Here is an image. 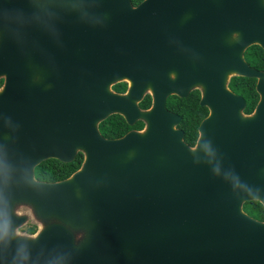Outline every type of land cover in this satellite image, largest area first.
<instances>
[{
	"label": "water",
	"instance_id": "95a60500",
	"mask_svg": "<svg viewBox=\"0 0 264 264\" xmlns=\"http://www.w3.org/2000/svg\"><path fill=\"white\" fill-rule=\"evenodd\" d=\"M38 1L0 0V264H264L243 208L264 207V70L244 58L264 50V0H57L51 33ZM193 89L208 114L189 145L166 99ZM112 114L143 127L106 138Z\"/></svg>",
	"mask_w": 264,
	"mask_h": 264
},
{
	"label": "trees",
	"instance_id": "16d2710c",
	"mask_svg": "<svg viewBox=\"0 0 264 264\" xmlns=\"http://www.w3.org/2000/svg\"><path fill=\"white\" fill-rule=\"evenodd\" d=\"M133 2L139 0H132ZM247 62L258 68L264 69V50L259 45H251L245 51ZM230 88L237 94L242 95L247 100V111H250L256 102L257 92L255 89V79L250 77H232ZM117 90H123L125 83H118L114 86ZM150 96H145L140 102L141 107L150 105ZM168 107L182 115L180 126L185 130V141L193 144L196 137V127L200 119L207 114V108L199 105V92L192 91L186 98L172 97L167 101ZM143 123L137 121L134 125H128L124 118L119 114H113L100 123L101 134L106 138H115L123 135L131 128H141ZM83 156L77 153L70 162H62L54 158L42 161L35 167V176L42 181H57L68 177L72 172L79 168ZM244 210L258 220H264V207L259 201H247L244 203ZM29 233L36 230L35 225H27L23 228Z\"/></svg>",
	"mask_w": 264,
	"mask_h": 264
},
{
	"label": "flooded vegetation",
	"instance_id": "af4514ba",
	"mask_svg": "<svg viewBox=\"0 0 264 264\" xmlns=\"http://www.w3.org/2000/svg\"><path fill=\"white\" fill-rule=\"evenodd\" d=\"M48 1H50V4H51V6H50V8H45V12H44V15L42 16L43 17V21H42V23H41V25H43V28L42 29H44V30H47V26H49V28H50V33L52 32V31H56V25L52 22V19L54 18V17H56L57 16V6L56 5H54V4H56L57 3V0H39L38 2L39 3H42V4H45V3H47ZM142 0H139V1H136V2H133L132 0H131V2H132V4L133 5H138L140 2H141ZM37 23H38V21H37ZM57 24V23H56ZM246 51V50H245ZM244 58H245V52H244ZM245 60H246V58H245ZM247 61V60H246ZM248 63V62H247ZM249 64V63H248ZM250 65V64H249ZM250 66H252V65H250ZM252 67H254V66H252ZM254 68H256V67H254ZM256 69H258V68H256ZM259 70H264V69H259ZM250 78H252V77H250ZM255 79V78H254ZM231 81V80H230ZM2 83H3V78H0V86L2 85ZM120 83H125V88L123 89V90H117V89H115L114 88V86L116 85V84H114L112 87H113V89L115 90V91H117V92H124L126 89H127V83L126 82H120ZM118 84V83H117ZM230 84V83H229ZM255 84H256V79H255ZM230 87V86H229ZM256 89V88H255ZM198 91L199 92V105L200 106H202L201 104H200V97H201V92H200V90L199 89H193V90H191L186 96H183V97H181V96H178V95H176V94H171V95H169L168 97H167V99H166V107L170 110V111H172V112H174V113H176V114H178L180 117H181V119H180V121H179V123H178V125H177V127L178 128H180L182 131H183V133H184V140H185V130H184V128L183 127H181L180 126V124H181V121H182V115L180 114V113H178V112H176V111H174L172 108H170V107H168V105H167V101H168V99L171 101V98L172 97H178V98H186V97H188L189 95H190V93L192 92V91ZM232 90V89H231ZM233 91V90H232ZM234 92V91H233ZM237 94V93H236ZM150 96V100H151V95L149 94V93H147L145 96ZM240 95V94H239ZM144 96V97H145ZM242 96V95H241ZM144 97H143V99H144ZM243 97V96H242ZM244 98V97H243ZM142 99V100H143ZM141 100V101H142ZM244 100H245V108H244V112L245 113H251L252 111H253V109L255 108V106H256V104H257V102H258V100H259V95H258V93H257V99H256V102L254 103V105H253V107H252V109L250 110V111H247L246 109H247V100L244 98ZM140 101V102H141ZM150 105H151V101H150ZM149 105V106H150ZM139 106L141 107V105H140V103H139ZM148 106V107H149ZM148 107H141V108H143V109H145V108H148ZM205 107V106H204ZM207 108V107H206ZM207 114H208V108H207ZM207 114L202 118V119H200V121H199V123L197 124V127H196V137H195V139H194V142H193V144H189L187 141H185V142H187L189 145H194L195 143H196V141H197V139H198V137H199V126H200V123L202 122V120L207 116ZM113 115V114H112ZM111 116V115H110ZM110 116H108V117H110ZM107 117V118H108ZM106 118V119H107ZM105 119V120H106ZM125 120V119H124ZM104 121V120H103ZM102 121V122H103ZM126 121V120H125ZM138 121H140V120H138ZM137 122V121H136ZM135 122V123H136ZM142 122V121H141ZM127 123V122H126ZM134 123V124H135ZM143 123V122H142ZM128 124V123H127ZM134 124H131V125H134ZM100 125V124H99ZM128 125H130V124H128ZM143 127V126H142ZM141 127V128H142ZM141 128H131V129H129L128 131H130V130H132V129H141ZM128 131H126V132H128ZM125 132V133H126ZM124 133V134H125ZM123 134V135H124ZM122 136V135H121ZM120 137V136H119ZM116 138V137H115ZM243 208H244V204H243Z\"/></svg>",
	"mask_w": 264,
	"mask_h": 264
},
{
	"label": "rangeland",
	"instance_id": "374dc122",
	"mask_svg": "<svg viewBox=\"0 0 264 264\" xmlns=\"http://www.w3.org/2000/svg\"><path fill=\"white\" fill-rule=\"evenodd\" d=\"M30 224H31V222H29V224H27V225H30ZM27 225L23 226L22 229L25 228Z\"/></svg>",
	"mask_w": 264,
	"mask_h": 264
}]
</instances>
